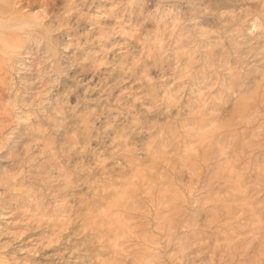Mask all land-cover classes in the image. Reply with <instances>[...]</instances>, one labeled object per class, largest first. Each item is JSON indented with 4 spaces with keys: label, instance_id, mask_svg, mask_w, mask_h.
Here are the masks:
<instances>
[{
    "label": "rangeland",
    "instance_id": "obj_1",
    "mask_svg": "<svg viewBox=\"0 0 264 264\" xmlns=\"http://www.w3.org/2000/svg\"><path fill=\"white\" fill-rule=\"evenodd\" d=\"M11 1L0 264H264V0Z\"/></svg>",
    "mask_w": 264,
    "mask_h": 264
},
{
    "label": "bare ground",
    "instance_id": "obj_2",
    "mask_svg": "<svg viewBox=\"0 0 264 264\" xmlns=\"http://www.w3.org/2000/svg\"><path fill=\"white\" fill-rule=\"evenodd\" d=\"M29 10V9H28ZM43 10V9H42ZM41 11V10H40ZM184 16V15H183ZM45 16L42 15L40 16L37 12H31V11H25L23 10V7H16L15 6V3L12 2L11 0H0V110L3 109L2 112H0V124L3 123L4 121V118L8 115L9 111H7V106L10 104V101H9V96L6 95L4 96V90H3V86L6 85V82H7V63L8 61L11 60V53H12V49H13V52L15 51L14 48L15 47H22L21 45L22 44H17L13 39L17 36H19V32L15 31L13 32V30H24L25 31V34L24 35H34V37L36 36V34H38V28L40 27H44V22H43V18ZM192 18V17H191ZM27 27H30L32 31H35L36 33H29V31L27 30ZM47 28L46 31L49 29L48 27H45ZM44 28V29H45ZM43 29V30H44ZM50 32V29L48 30ZM47 33V32H46ZM207 33V32H206ZM209 33V32H208ZM207 35V34H206ZM211 35V34H210ZM33 37V36H31ZM23 38V37H21ZM40 38V37H39ZM18 40H21L20 38L17 39L16 41ZM23 40V39H22ZM188 41V40H187ZM191 41V40H190ZM194 41H192L193 43ZM19 43V41H18ZM21 43V41H20ZM188 46V45H187ZM190 46V45H189ZM199 48V47H198ZM17 49V48H16ZM193 51V50H192ZM198 51V50H197ZM16 52V51H15ZM17 53V52H16ZM185 53V52H184ZM13 54V53H12ZM191 58V57H189ZM192 59V58H191ZM194 60V59H193ZM67 61V60H66ZM58 64V63H57ZM63 64V63H62ZM58 66V65H57ZM56 66V67H57ZM62 66V65H61ZM70 66V64H69ZM188 66V65H187ZM55 67V68H56ZM54 68V66H53ZM62 68V67H61ZM60 69V68H58ZM223 69L225 71H229L230 72V65H224L223 66ZM56 70V69H55ZM221 71V70H220ZM232 71V70H231ZM234 72V71H233ZM232 73V72H231ZM9 74V73H8ZM228 76V75H227ZM229 76H230V73H229ZM234 76V75H232ZM236 76V75H235ZM217 77V76H216ZM225 77H221V79H223ZM227 78V77H226ZM220 79V78H219ZM226 80V79H225ZM229 80H232V79H229ZM234 80H237V78ZM219 81V80H218ZM224 81V80H222ZM222 81L220 83H222ZM228 82V81H227ZM8 83V82H7ZM233 83H235V86L238 85V82L236 81H233ZM9 84V83H8ZM213 84V83H212ZM230 84V83H229ZM223 85V83H222ZM225 85V84H224ZM227 85V84H226ZM221 86V84H220ZM232 83L229 85V87H232ZM226 88V87H225ZM5 89V88H4ZM230 89V88H229ZM223 90V89H221ZM220 90V92H221ZM202 101V100H201ZM15 102V100H14ZM12 102V103H14ZM7 103H9L7 105ZM11 103V104H12ZM13 105V104H12ZM201 123H202V128L205 127L206 123L203 121L204 119L201 118ZM211 120V119H210ZM215 121H219L218 119H214ZM223 123V122H222ZM4 126V125H3ZM216 126V125H215ZM1 127V126H0ZM217 128V126H216ZM9 130V129H8ZM203 131V130H202ZM9 132V131H8ZM11 133V132H10ZM207 132L204 131V132H200L198 134V138L203 140L204 138H206V134ZM209 133V131H208ZM3 135V134H2ZM198 139V140H199ZM232 215L235 216L236 214L234 212H232ZM259 218V216H258ZM116 220H118V227L119 229L116 230V234H115V238L118 236V237H121V235H125L127 233H131V230H130V227H129V224H128V220H120V217L117 218ZM115 220V221H116ZM114 221V220H113ZM116 226V227H117ZM133 226V225H131ZM124 227H127L126 231H123ZM108 228V226H107ZM115 228V227H114ZM111 230V228H110ZM110 232V231H109ZM107 233V232H106ZM133 233V232H132ZM111 235V234H110ZM120 235V236H119ZM112 236V235H111ZM108 238V237H107ZM143 240L145 241V245L146 247H149V240L150 238H143ZM152 240V239H151ZM116 241V239H115ZM148 242V243H146ZM152 243V242H151ZM179 250V249H178ZM114 253V252H113ZM108 262V261H107ZM111 262V261H110Z\"/></svg>",
    "mask_w": 264,
    "mask_h": 264
}]
</instances>
